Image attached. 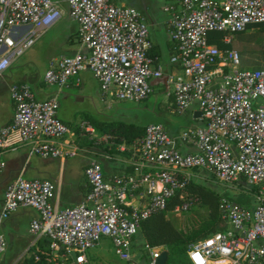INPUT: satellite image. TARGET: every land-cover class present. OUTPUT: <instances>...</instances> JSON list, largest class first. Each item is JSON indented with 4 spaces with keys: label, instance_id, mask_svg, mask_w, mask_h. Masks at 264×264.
Returning <instances> with one entry per match:
<instances>
[{
    "label": "built area",
    "instance_id": "built-area-1",
    "mask_svg": "<svg viewBox=\"0 0 264 264\" xmlns=\"http://www.w3.org/2000/svg\"><path fill=\"white\" fill-rule=\"evenodd\" d=\"M67 5L78 25L80 49L74 56L59 58L45 72L44 82L60 91L89 69L101 91L118 101L149 98L151 80L163 74L161 67L151 66L149 32L141 14L115 0H67ZM165 12L170 15V40L176 45L171 62L181 69L167 78L171 90L165 96L179 114L197 104L204 125L181 135L195 152L182 154L178 140L162 124H149L134 143L139 174L108 183L99 163L92 161L85 171L90 190L84 200L61 210L52 204V182L19 175L4 192L0 219L19 207L33 208L38 218L31 222L30 232L49 240L53 254L62 250L61 257L74 264H88L87 253L104 238L110 239L120 260L156 264L161 247L148 249L145 259L133 250L140 223L165 210L174 193L190 181L188 172L205 171L218 183L239 186V193L254 205L221 197L225 229L190 243L189 263L264 264V0H174ZM61 13L54 0H0V77ZM253 25L261 26L263 33V60L257 70H240L237 52H222L209 42L212 33H239ZM224 41L229 43L228 38ZM11 98L14 116L11 124L0 128V155L16 144L30 143L32 154L42 158L63 156L53 140L63 139L71 129L58 118L57 95L39 101L28 85L16 84ZM4 169L0 158V173ZM140 189L146 203L129 205L126 197ZM4 250L0 232V255Z\"/></svg>",
    "mask_w": 264,
    "mask_h": 264
},
{
    "label": "crops",
    "instance_id": "crops-1",
    "mask_svg": "<svg viewBox=\"0 0 264 264\" xmlns=\"http://www.w3.org/2000/svg\"><path fill=\"white\" fill-rule=\"evenodd\" d=\"M140 2L147 8L145 11L141 9ZM115 3L136 9L141 14L149 32L148 55L152 61L151 66L161 67L163 74L161 79L151 80L150 85L153 88L152 94L164 97L163 102H160L161 110L164 112L162 117L164 122L137 126L162 124L169 135L178 140V148L182 154L194 153V145L190 141L182 140L181 135L185 130L204 125L197 104L193 103L185 113L179 114L172 99L165 98L166 91L171 90L167 78L181 71L179 66L171 62V58L176 55V49L169 36L170 15L165 12V8L173 5L174 0H167L163 7L165 13L163 17L159 13H152L146 2L140 0H118ZM61 12L62 15L69 16V10L61 9ZM70 21L69 37L66 42L51 50L43 61L40 62L37 57L30 56H39L40 42L55 21L21 57L13 61L0 77V128L13 121L15 105L11 98L12 87L16 84H26L31 88L36 100L43 101L57 95L58 118L71 129V134L63 139L53 140L64 154L61 157L42 158L32 154L30 143L16 144L1 153L0 158L5 162V169L0 173V216L4 192L19 175L25 179L52 182L55 187L52 204L61 210L76 206L84 200L90 190L85 171L92 161L99 163L108 183H112L116 177L126 174L137 175L141 172L139 161L135 157L136 141L127 144L122 138L94 127V124L100 123H126L123 110L114 107L116 102L124 101H118L113 96L104 94L89 69L79 72L60 91L44 82L45 72L54 66L59 58L74 56L80 49L78 25L71 18ZM212 34L209 35L211 44L216 45L222 52L238 53L240 70L254 71L261 67L263 60L261 26H249L239 33H217L219 36ZM225 38L229 39V43L224 41ZM99 118L103 119L100 121ZM159 188L160 186H157V189ZM125 200L133 207H141L146 203L145 191L140 189L130 192ZM37 218L38 213L33 208L19 207L7 219H0V232L4 237L5 249L15 247L7 264H22L23 259L34 250L38 241L45 239L43 236L32 234L29 230L31 222ZM110 242L108 238L102 239L89 252L95 251L103 257L113 251ZM121 264L129 263L122 261Z\"/></svg>",
    "mask_w": 264,
    "mask_h": 264
},
{
    "label": "trees",
    "instance_id": "trees-1",
    "mask_svg": "<svg viewBox=\"0 0 264 264\" xmlns=\"http://www.w3.org/2000/svg\"><path fill=\"white\" fill-rule=\"evenodd\" d=\"M215 34L217 33L212 35ZM173 45L176 49V45ZM94 127L104 133L122 138L123 142L127 144H132L141 139L145 130L144 126L124 122L100 123L94 124ZM221 197H226L244 206H251L252 204L251 198L243 193L235 195L228 192L220 193L200 182L189 181L185 188L174 193L167 202L164 211L156 212L140 223L138 234L134 238V252L140 253L145 259L149 255L148 249L161 247L163 251L167 252V259L164 264H190L187 257V246L225 229L219 209ZM184 204H188V206L198 204L206 207L208 210L207 219L203 222H194L186 230H178L166 216V213L172 212ZM62 254V250L53 254L49 249V240L41 239L34 250L23 259L22 264H74L70 258H62Z\"/></svg>",
    "mask_w": 264,
    "mask_h": 264
},
{
    "label": "rangeland",
    "instance_id": "rangeland-1",
    "mask_svg": "<svg viewBox=\"0 0 264 264\" xmlns=\"http://www.w3.org/2000/svg\"><path fill=\"white\" fill-rule=\"evenodd\" d=\"M59 9L68 11L67 0H57ZM118 0H115V2ZM146 2V6L151 9L152 13H159L162 17L165 16L163 7L167 3V0H140ZM141 9L145 11L147 9L142 2H140ZM71 24L69 16L60 15V17L50 26L45 32V35L40 42L39 56L37 57L41 62L43 61L51 50L59 46L61 43H65L69 37L68 30ZM217 36H219L217 34ZM166 98V97H165ZM163 96H157L155 94L150 95L149 99L140 102H116L114 107L116 109H122L124 114V121L129 124L142 125L146 123L164 122L163 111L161 110L160 102H163ZM162 118V119H161ZM98 119V118H97ZM103 118H99L101 121ZM189 180L193 182H200L207 187H211L218 190L220 193L228 192L229 194H238L240 192L239 186L236 184H221L218 183L211 174L205 171L193 170L188 172ZM254 202L252 201V204ZM166 216L173 222L174 226L178 230H186L194 222H203L207 219L208 210L204 206L193 204L187 206V208H180L178 211L167 212ZM105 239V238H104ZM102 241V240H101ZM100 241V242H101ZM111 243V242H110ZM112 245V243H111ZM113 248V245H112ZM91 249L90 251H92ZM15 247H7L0 256V264H7L8 259L13 255ZM88 264H121L122 261L115 255L113 251L106 253L103 257L99 253H88ZM135 259H138L136 257Z\"/></svg>",
    "mask_w": 264,
    "mask_h": 264
},
{
    "label": "water",
    "instance_id": "water-1",
    "mask_svg": "<svg viewBox=\"0 0 264 264\" xmlns=\"http://www.w3.org/2000/svg\"><path fill=\"white\" fill-rule=\"evenodd\" d=\"M167 259V252L166 251H163L160 255V257L158 258L156 264H164L165 261Z\"/></svg>",
    "mask_w": 264,
    "mask_h": 264
}]
</instances>
